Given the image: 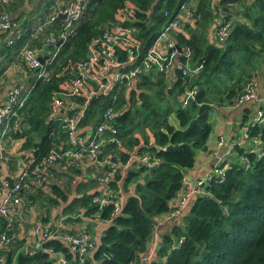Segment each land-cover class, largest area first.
Returning a JSON list of instances; mask_svg holds the SVG:
<instances>
[{"label": "trees", "instance_id": "trees-1", "mask_svg": "<svg viewBox=\"0 0 264 264\" xmlns=\"http://www.w3.org/2000/svg\"><path fill=\"white\" fill-rule=\"evenodd\" d=\"M154 1L87 0L82 18L66 39L60 42L56 37L59 18L46 28L44 35L39 34V39L53 34L55 44H60L53 45L57 53L47 65L49 79L28 80L27 85L32 84V88L20 110L18 127L6 134L14 145L11 149L2 146L1 157L5 160L0 158V168L5 165L7 169H18L15 164L27 156V151L33 155L32 164L42 163L50 149L60 153L67 146L59 121L48 117L55 98L62 103L59 116L73 117L77 133L82 136L94 130L105 108L111 107L113 115L110 127L102 134L105 142L97 150L96 158L101 164L62 156L45 166L40 181L35 182L29 172L20 191L23 204L11 226L4 229L0 218V233L6 235L5 245L0 247L5 264H51L56 253L63 254L71 264H79L64 240L53 236L45 239L33 233L17 240L18 214L31 205L37 216L30 224L31 230L39 225L56 234V228L43 224H53V219L63 214L70 220L85 218L104 223L94 249L80 264H138L151 239L154 218L173 207L183 186L184 171L194 164L196 149L205 148L211 130L210 110L231 104L242 93L244 83L255 75L258 61L264 57V0H157L153 4ZM182 2L193 3V22H183L182 28L175 30L177 57L198 65L196 73L182 76L177 71L169 83L163 73L139 72L129 84L121 83L119 88L109 83L106 95L99 88L108 83L106 79H89L78 94L69 92L68 83L77 61L92 54L93 64H99L89 44L107 22L131 28L136 45L130 47L140 58ZM44 4L43 14L50 6L49 2ZM219 6L227 9L219 24L230 21V27L223 40L209 42L204 32L213 23ZM30 23H20L22 30L16 33L11 46L2 42L5 52L10 54V50L25 43ZM191 26L199 32H193ZM5 36L6 32L0 31V39ZM33 44L36 48L41 45L38 39ZM127 47L125 42L114 45L119 68L126 69L133 62L128 60ZM184 48L190 51L188 56ZM9 61L22 65L18 59ZM21 68L29 76V69ZM3 69L2 65L0 76ZM190 90L195 91L193 98L183 105L185 92ZM257 107L263 121L245 120L240 127L245 125L248 137L259 140L264 148V103ZM235 149L241 159L220 161L217 165L222 177L206 181L205 192L194 197L174 221L165 223L164 232H159L160 225L157 227V258L152 264H264V156L256 158L255 152L237 145ZM133 155H146L152 164L138 162L132 159ZM107 161L115 164V171L107 180L106 189L117 197L126 194L116 213L113 202L99 205L93 201L100 196L96 178L112 169ZM82 162L87 164L93 179L79 181L73 187ZM129 185L132 191L127 193ZM71 191L74 193L70 196ZM35 201L40 203L37 209L35 204H25ZM27 226L24 224V228ZM24 239L33 244L21 248Z\"/></svg>", "mask_w": 264, "mask_h": 264}, {"label": "built area", "instance_id": "built-area-1", "mask_svg": "<svg viewBox=\"0 0 264 264\" xmlns=\"http://www.w3.org/2000/svg\"><path fill=\"white\" fill-rule=\"evenodd\" d=\"M16 1L17 0H0V31L6 32L4 43L8 47L14 43V36H16V33L19 30H22L20 29V24L18 22L11 20L9 14V8L13 6ZM86 2L87 0H52V2H49L50 6L48 11L45 10L44 14L42 13V16L35 19V24L32 30L30 29L25 43L18 49L10 50V58H12V60H20L22 66L29 69L31 78L47 81L50 76V73L47 71V65L50 64L57 53V47H53L57 41L53 34H46L42 39L38 38L39 34L42 33L44 35L46 28L50 27L56 18H59L60 25L56 30V37L60 42L66 39L67 35L72 31L75 23L82 18ZM192 7L193 3L182 2L179 5L176 15L163 24L158 35L140 58L137 57L138 55L135 53V50L130 47L132 44L136 45L132 40L131 28L118 23L107 22L98 37L89 44L92 51H95V55L100 61L99 64H93L94 59L92 54L88 55L86 59L77 61L73 68L71 80L68 83L69 92L71 94H78L80 89H83L82 86L85 81L99 78L106 79L108 82L100 84L99 87L101 89V94L106 95L111 83L117 85V88H119L121 83L127 85L135 79L139 72H145L147 74L163 73L165 75L173 64L182 76L196 73L200 68L198 65L189 64L187 63V60H178V46L175 40V30L182 28L183 22H193ZM229 27L230 21L217 24L214 29V35L217 41H221L226 37ZM37 39L41 44L39 48H36L35 44H33ZM117 42H125L128 45L126 48L128 60L129 62H133L126 69L118 67L121 64L117 62V58L114 54V45ZM59 44H55V46H58ZM50 46L51 48L48 49ZM94 47H96V50ZM184 53L186 56L190 54L188 48H184ZM39 57L44 58L42 63L39 61ZM135 59L138 60L134 61ZM2 65L4 64L0 59V67ZM6 69L4 68L2 70L1 75L6 72ZM255 87L256 81L253 78L246 81L243 85L242 93L236 100L234 99L231 104L226 105V107H236L244 102L254 101ZM31 88L32 84H25L24 87H14L8 90L4 101L0 105V150L5 142H11V139L7 138L6 134L10 130L17 129L20 110L22 109ZM194 92V90L185 92V98L182 101L183 105L187 102V99L190 100L193 98ZM61 106L62 103L60 98L53 99L49 106L48 117H56V120L59 121V128L66 133L67 146L62 149V152L57 153L55 150L50 149L44 162L32 164L33 155L27 151V156L17 162L18 173L14 176L11 187L8 188L7 180L0 177V218L4 221V229H8L11 226L14 215L23 204L20 191L21 188L25 186L29 172L32 174L35 182L40 181L45 166L47 164L50 165L53 161L62 156L68 158L72 157L79 160L85 159L86 161H94L97 164H101L100 160L96 158L97 150L99 146L105 142L102 134L107 127H110L113 115L112 108H105L100 114L99 121L94 130L90 132V134L82 136L77 133L73 117L59 116ZM260 116L261 111L260 108H258L253 122H262L263 119ZM247 131L248 129L245 125L240 127V139L238 144L244 145L248 142L250 138L248 137ZM109 140L112 141L113 139L110 138ZM218 144H220V140ZM262 156H264V149L255 151L256 158ZM132 159L146 165L152 164L146 155H133ZM222 160L223 157L219 156L216 163L209 168L201 178H198L191 183H186L183 180V186H181L178 192L173 207L159 217L154 218L151 239L145 252L139 256L138 264H152V262L156 260V249L159 242L157 227L161 224L172 222L179 217L194 197L205 192L204 183L210 180L211 177H222V169L217 165L220 161L222 162ZM22 161H24L23 164L20 163ZM108 165L112 167L111 171L103 173L96 178L100 188V196H95L93 201L97 202L99 205L113 202V212L116 213L119 209V197L106 189V182L109 177L113 175L115 164L109 162ZM245 165L248 166L247 161ZM31 233L41 234L45 239L52 236L55 237L56 235L54 232L52 235L45 227L41 229L39 225L34 226ZM64 240L79 264L83 262L87 254L95 247L94 240L85 230H82L77 234H67L65 235ZM5 242L6 235L4 232H1L0 247H3ZM37 246L38 243L35 242L34 247ZM56 261L58 264H71L60 253L57 254ZM0 264H5L3 256H0Z\"/></svg>", "mask_w": 264, "mask_h": 264}, {"label": "crops", "instance_id": "crops-1", "mask_svg": "<svg viewBox=\"0 0 264 264\" xmlns=\"http://www.w3.org/2000/svg\"><path fill=\"white\" fill-rule=\"evenodd\" d=\"M47 0H17L13 6L9 8L10 11V18L13 21H16L18 23L23 22V20L31 21V30L35 24V19L37 16L40 15V13H43V4L47 3ZM44 4V5H45ZM46 7V6H45ZM44 7V9H45ZM216 17L209 25V27L206 28L204 34L206 35L209 42L216 43V37L214 35V29L217 26V24L220 23V19H222L227 14V9L225 7L219 6V8L215 11ZM231 13V12H230ZM14 18L16 20H14ZM31 19V20H30ZM189 25L191 24L188 23ZM192 25V24H191ZM192 27V26H191ZM200 29H197V27L193 26L192 31L193 32H199ZM5 37L0 39V50L2 49V42L4 43ZM9 54L8 52H5L3 50L0 52V59L3 62V66L6 69V72L1 75L0 78V105L4 101L6 94L8 90L14 88V87H24L25 84L28 83V80L30 77L24 72L22 65L13 63L9 61ZM12 60V58H11ZM177 69L173 66L168 69V72L165 74L166 79L169 83H171L172 79L176 76ZM256 81V87H255V100L253 101H247L243 104L236 106V107H222L221 109H211L209 113V122L211 125V130L208 134L207 140L205 142V148L204 149H196L195 151V162L194 164L183 173V180L186 183H191L195 181L198 178H201L205 172L211 168L215 163L219 156L223 157V160L225 161H231V160H237L241 159V155L238 154L235 149V145L239 146L242 149L249 150L251 152H255L260 149H264L263 144L257 140V139H249L248 142L244 145H239V139H240V124L243 121H249L253 120L256 117V110L258 109V104L264 103V57L260 58L258 61V66L255 71V75L252 77ZM220 140V144H218ZM3 145H6L8 149H11V147L14 145L12 142H5ZM5 147V146H3ZM5 160L4 157H0ZM21 161V160H20ZM85 162V161H84ZM21 164L24 163V161L20 162ZM0 165L2 163L0 162ZM87 164L83 163L79 165L80 174L76 175L73 184L75 185L79 181H85V178L87 180L93 179V174L89 171H87ZM16 166V165H15ZM127 165L123 166L122 169H126ZM18 173V169H7V167L1 166L0 168V177L1 178H8L13 180L14 176ZM51 178V176H50ZM72 182V181H71ZM29 190V189H28ZM132 191L131 186L129 185L127 188V193H130ZM33 193V191H30ZM74 192L71 191L70 196ZM126 194L120 193L119 194V201L122 202L125 198ZM27 204H35V208L37 209V204H40L38 201H35L34 203H25ZM40 210V209H38ZM43 210L41 208V213ZM38 214V213H37ZM35 211L31 206H25L24 212H19L18 218L16 220V238L17 240L19 238L25 237L27 239L28 236L31 235V226L30 224L34 222L33 220L36 219L37 216H35ZM54 215V214H53ZM61 215V214H60ZM53 224L49 221L46 224H43L44 226H50L51 228H56L57 231L55 237L61 240H64L65 235L67 234H77L80 231L87 228L89 231L88 233L91 235L92 239L94 240V243H96L98 236L101 235V232L104 228V223L100 221H89L85 218L83 219H67L66 215L63 214L60 217L53 219ZM24 224H28L26 228H24ZM53 225L54 227H52ZM89 225V226H88ZM166 224H161L159 227V232H164L166 228ZM23 239V238H22ZM26 239H24L25 244H21V248L24 246V248L29 247L33 244L31 242L26 243ZM65 241V240H64ZM14 242L13 244H15ZM35 243V242H34ZM12 244V248L13 247ZM56 253V259H57ZM61 254V253H60ZM63 255V254H62ZM51 264H58L57 261H53Z\"/></svg>", "mask_w": 264, "mask_h": 264}, {"label": "water", "instance_id": "water-1", "mask_svg": "<svg viewBox=\"0 0 264 264\" xmlns=\"http://www.w3.org/2000/svg\"><path fill=\"white\" fill-rule=\"evenodd\" d=\"M157 0H155L154 2H153V4L156 2ZM58 44V43H57ZM39 59V61L42 63L43 62V57H39L38 58ZM168 92H170V89L168 88ZM0 154H1V156H4V150H0ZM5 180H7V182H8V188L9 187H11V184H12V182H13V180H11V179H8V178H5Z\"/></svg>", "mask_w": 264, "mask_h": 264}, {"label": "rangeland", "instance_id": "rangeland-1", "mask_svg": "<svg viewBox=\"0 0 264 264\" xmlns=\"http://www.w3.org/2000/svg\"><path fill=\"white\" fill-rule=\"evenodd\" d=\"M31 1V0H30ZM47 1H49V2H52V0H47ZM40 16H42V13H40ZM20 24V23H19ZM254 79V78H253ZM234 101V100H233ZM230 107V106H229ZM82 163H84V162H82ZM15 165H17V163L15 164ZM88 171V170H87ZM85 180H86V178H85ZM73 187H74V184H73ZM37 206H38V204H37ZM40 206V205H39ZM38 206V207H39Z\"/></svg>", "mask_w": 264, "mask_h": 264}]
</instances>
